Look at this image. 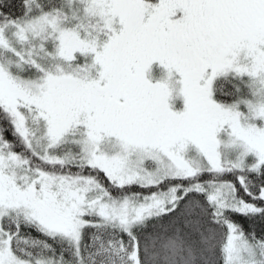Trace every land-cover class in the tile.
<instances>
[{
  "label": "snow or ice",
  "instance_id": "snow-or-ice-1",
  "mask_svg": "<svg viewBox=\"0 0 264 264\" xmlns=\"http://www.w3.org/2000/svg\"><path fill=\"white\" fill-rule=\"evenodd\" d=\"M234 216L264 219V0H0V264H264Z\"/></svg>",
  "mask_w": 264,
  "mask_h": 264
},
{
  "label": "trees",
  "instance_id": "trees-1",
  "mask_svg": "<svg viewBox=\"0 0 264 264\" xmlns=\"http://www.w3.org/2000/svg\"><path fill=\"white\" fill-rule=\"evenodd\" d=\"M8 139H11V134L6 133ZM237 222L241 223L245 230H255L257 235L264 234V219L255 218V219H247L245 217L234 216Z\"/></svg>",
  "mask_w": 264,
  "mask_h": 264
}]
</instances>
